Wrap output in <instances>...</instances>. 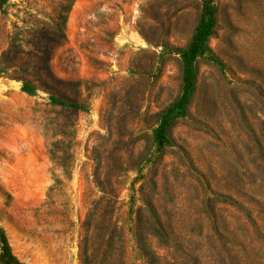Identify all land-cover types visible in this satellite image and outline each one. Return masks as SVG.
<instances>
[{"label":"rangeland","instance_id":"obj_1","mask_svg":"<svg viewBox=\"0 0 264 264\" xmlns=\"http://www.w3.org/2000/svg\"><path fill=\"white\" fill-rule=\"evenodd\" d=\"M209 1L0 9V264L1 235L18 264H81L90 217L123 234L112 264H264V0ZM45 66L86 109L51 103Z\"/></svg>","mask_w":264,"mask_h":264},{"label":"trees","instance_id":"obj_2","mask_svg":"<svg viewBox=\"0 0 264 264\" xmlns=\"http://www.w3.org/2000/svg\"><path fill=\"white\" fill-rule=\"evenodd\" d=\"M9 0H0V9L4 7L8 3ZM69 3V2H68ZM207 3L211 7V1L207 0ZM63 10L58 13V15L54 18L53 25H54V31H53V39L51 40V44L54 46H60L62 45L66 40V13L68 11V8H70V3L63 5ZM214 12V9H213ZM212 12V13H213ZM216 20V14L209 20L208 23H205L204 30L202 31V34H205L204 41L205 43L208 42V35L209 33L206 32V28L215 25ZM203 46V45H201ZM50 56H47L46 59H48ZM41 70L39 72H36V74H40ZM42 73H46L49 75V77L52 79L53 82H42L40 86L47 90L50 93L51 96V103L55 105H62L66 106L67 108H71L74 110H83L86 109V105L79 102L78 100H74L70 96H66L62 94V90L64 88H61V86H65V84L57 79L56 77L52 76V73L50 71V68L48 66H45L44 70H42ZM24 83V90L28 93L36 92L37 85L31 80L27 78H23ZM61 85V86H60ZM50 156L51 158L60 166L63 168H66V165L62 162H59L56 157L57 152L55 150H50ZM120 171L116 172L114 174V178L111 180V182L108 184H105L100 178L95 174L96 182L98 186L103 190L105 197L103 199V202L106 198L115 197L114 192L117 186L121 184L119 180ZM113 200L111 199L110 202ZM97 207L96 212L92 214V216H97ZM97 224L93 221V219L90 217L88 222V227L86 229V236L84 239L80 240L79 243V258L81 264H96L95 261L92 260V255L96 254V259L101 261H104L107 258L108 264L111 261H115L119 263L122 258H124V237L123 234H120L117 232L116 229H113L114 226L111 224V229L113 230H107L106 227H102V231H97L96 233H92L93 230L97 228ZM118 234V235H117ZM1 243L3 245L2 249L4 252V257H2V260L5 264H18L13 261L11 257L8 256L9 247L6 240H3V235H1ZM8 251V252H7ZM6 256V257H5Z\"/></svg>","mask_w":264,"mask_h":264}]
</instances>
